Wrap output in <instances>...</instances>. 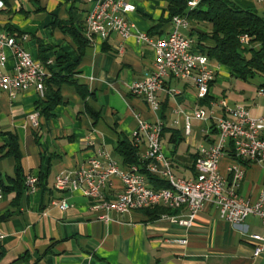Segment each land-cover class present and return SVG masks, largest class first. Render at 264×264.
Listing matches in <instances>:
<instances>
[{
    "label": "crops",
    "instance_id": "obj_1",
    "mask_svg": "<svg viewBox=\"0 0 264 264\" xmlns=\"http://www.w3.org/2000/svg\"><path fill=\"white\" fill-rule=\"evenodd\" d=\"M131 1L137 11L127 20L136 25L138 32L156 40L174 31L164 1ZM243 1L264 14L263 3ZM5 6L0 14V30L15 37L48 73L59 74L71 66L74 81L88 94L82 96L74 84L54 87L60 92L62 104L50 118L39 115V126L35 128L30 118L39 113L38 93L31 89L12 99L0 90V173L4 178L16 177V159L4 156L10 134H14L27 187L20 195L16 191L2 193L0 219L8 213L12 217L0 220V264H264V252L254 257L255 244L247 239L249 235H264V224L258 217H249L235 227L207 204L193 227L185 228L167 220H151L141 211L121 215L95 212L83 190L60 191L55 187L59 175L72 173L93 159L106 164L110 158L120 170H128L116 145L121 137L133 138L141 121L161 124L163 150L171 173L180 179H195V162L201 148L214 141L220 121L234 120L229 110L244 107L252 117H264V97L257 95L264 81L252 94L246 86L250 79L240 78L207 56V48L213 46L211 40L206 41L205 49L199 46V39L211 29L209 24L190 20L189 28L182 32L195 41L194 49L206 55L215 70L210 95L200 99L192 81L168 78L164 89L157 93L159 109L153 111L145 97L131 92L135 82L151 75L155 61L154 49L140 43L137 36L127 41L116 34L107 40L89 39L85 23L91 5L84 0H5ZM53 18L66 22L68 29L89 42L81 57L73 36L51 25ZM5 53L6 71L14 73L13 51L6 48ZM64 57L68 63L62 67L60 59ZM198 112H203V117L197 118ZM147 154L148 147L142 142V161L153 164L157 171L145 174L139 170L149 188L161 190L167 181V168L158 161H147ZM237 166L244 172L238 186H234L233 168ZM219 172L239 199L255 202L264 192V162L246 163L229 152L222 158ZM30 179H36L34 187L28 186ZM122 189L120 177H112L107 184L111 199ZM63 201L69 209L60 208ZM181 240H187V244L175 242Z\"/></svg>",
    "mask_w": 264,
    "mask_h": 264
},
{
    "label": "built area",
    "instance_id": "obj_2",
    "mask_svg": "<svg viewBox=\"0 0 264 264\" xmlns=\"http://www.w3.org/2000/svg\"><path fill=\"white\" fill-rule=\"evenodd\" d=\"M202 0H188L190 9L196 8ZM264 4V0H257ZM91 5L86 19V34L89 39L107 40L116 34L124 41L137 36L140 43L151 46L155 52V61L149 77L139 80L131 87L135 96H143L153 111L159 109L157 93L164 89L168 78L181 81H192L198 89V97L205 99L212 91L215 81V70L210 67L209 58L194 49L195 41L183 34L190 26L187 16H175L172 22L175 26L168 36L153 40L147 34L137 31L136 25L127 17L137 11V5L131 0H84ZM5 0H0V14L5 9ZM26 36L23 40H26ZM247 44L248 37L242 39ZM11 49L16 60L14 73L6 71L8 57L5 49ZM49 73L40 61L32 58L24 50L15 37L0 30V90L10 98L31 89L40 98L45 96V80ZM257 95L264 97V88ZM234 120H222L217 126V135L208 146L201 148L195 162V179L185 180L175 177L170 171V162L166 159L163 145L161 124L140 122L134 134L137 142H144L148 147L147 161H158L167 168L165 178L170 188L152 190L148 187L145 176L136 166L128 170H120L113 159L106 164L93 159L80 169L61 174L56 178L57 190L67 189L84 191L91 200V209L95 212H114L125 214V207H143L150 209V203H159V207H168L183 211L181 216L161 217L185 228H192L199 212L205 205L211 204L219 212L220 217L235 227L242 225L249 217H258L264 224V192L255 202L239 199L234 189H228L225 178L219 172L222 158L229 152L237 160L246 163L264 162V117H252L249 110L238 107L229 110ZM203 112L195 114L203 117ZM32 125L39 126V113L30 118ZM189 134L190 127H186ZM148 172H156V166L147 165ZM234 186L243 178L244 169L241 166L233 168ZM120 177L123 183L122 191L111 199L107 184L112 177ZM36 179L28 181L29 187H34ZM3 195L0 190V200ZM62 210L69 209V204L60 202ZM102 218V217H101ZM108 220V217H103ZM247 239L255 244L254 257L264 252V235H249ZM184 246L187 240L175 241Z\"/></svg>",
    "mask_w": 264,
    "mask_h": 264
},
{
    "label": "trees",
    "instance_id": "obj_3",
    "mask_svg": "<svg viewBox=\"0 0 264 264\" xmlns=\"http://www.w3.org/2000/svg\"><path fill=\"white\" fill-rule=\"evenodd\" d=\"M162 1L166 3L171 19L175 16H187L190 20L207 23L211 26L210 31L198 41L199 46L203 49L206 47L207 40L213 42V46L207 48L208 57L216 60L220 65L227 66L244 80L264 76V14H260L253 5L243 0H202L196 8L190 9L188 0ZM51 25L59 26L63 31H67L73 36L81 57L89 46V42L76 31L68 29L66 22L53 18ZM245 36L249 39L247 44L242 43L241 40ZM39 48H42L40 43ZM67 63V57L60 59L62 67ZM73 75L71 66L63 68L59 74L49 73L45 80V96L40 98L37 107L40 116L52 117L54 109L62 104L60 92L54 87L59 88L63 83L74 84L82 96H87V89L77 85ZM141 143L137 142L135 137H121L115 150L122 158L123 165L136 166L142 173L148 174L146 171L147 162L142 161L139 155ZM4 156H13L16 159V177L15 179L4 178L0 173V190L3 194L16 191L20 195L27 187L22 174L21 152L16 135L10 134V145ZM163 185V189L170 188L167 181L163 182ZM140 211L151 220L181 212L179 209L173 210L162 206ZM11 217L12 213H8L0 220Z\"/></svg>",
    "mask_w": 264,
    "mask_h": 264
},
{
    "label": "rangeland",
    "instance_id": "obj_4",
    "mask_svg": "<svg viewBox=\"0 0 264 264\" xmlns=\"http://www.w3.org/2000/svg\"><path fill=\"white\" fill-rule=\"evenodd\" d=\"M190 20V19H189ZM264 81V78L262 76H257L255 79L250 80V83L246 84L248 91L251 92L252 94L256 93L255 91V86Z\"/></svg>",
    "mask_w": 264,
    "mask_h": 264
},
{
    "label": "bare ground",
    "instance_id": "obj_5",
    "mask_svg": "<svg viewBox=\"0 0 264 264\" xmlns=\"http://www.w3.org/2000/svg\"><path fill=\"white\" fill-rule=\"evenodd\" d=\"M152 207H159V203H150V208ZM140 210H145V209L143 207H125V213L135 212V211H140ZM173 210H178V209H173ZM167 217H170V216H167Z\"/></svg>",
    "mask_w": 264,
    "mask_h": 264
}]
</instances>
